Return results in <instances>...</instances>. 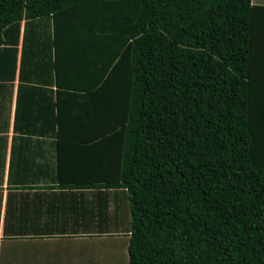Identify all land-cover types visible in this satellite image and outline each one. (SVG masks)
<instances>
[{"label":"trees","instance_id":"obj_1","mask_svg":"<svg viewBox=\"0 0 264 264\" xmlns=\"http://www.w3.org/2000/svg\"><path fill=\"white\" fill-rule=\"evenodd\" d=\"M35 20L48 22L53 41L108 46L98 83L115 95L99 135L117 140L118 174L75 184L100 203L86 233L128 236V264H264V80L253 75L264 67V6L0 0V51L12 56V79L20 24L25 34ZM46 194L18 197L86 198ZM79 225L60 222L59 233Z\"/></svg>","mask_w":264,"mask_h":264},{"label":"crops","instance_id":"obj_2","mask_svg":"<svg viewBox=\"0 0 264 264\" xmlns=\"http://www.w3.org/2000/svg\"><path fill=\"white\" fill-rule=\"evenodd\" d=\"M251 2L264 6V0ZM52 37L46 20L30 22L25 34L21 22L14 79L12 56L0 51V264H110L113 255H90L83 241L119 235L86 233L82 226L96 223L93 208L100 203L91 200L94 189L75 185L118 174L117 140L99 135L112 107L108 99L115 95L98 83L108 46ZM253 75L260 83L264 67L257 65ZM43 191L85 193L86 198L46 196L43 204H21L18 197ZM109 209H114L113 201ZM60 222L80 225L75 234L63 235ZM101 222L106 225L103 215ZM27 230L39 233L24 235Z\"/></svg>","mask_w":264,"mask_h":264},{"label":"rangeland","instance_id":"obj_3","mask_svg":"<svg viewBox=\"0 0 264 264\" xmlns=\"http://www.w3.org/2000/svg\"><path fill=\"white\" fill-rule=\"evenodd\" d=\"M87 245V252L90 255L110 254L115 260L110 264H128L127 239L123 235L106 237L105 239H90L83 241Z\"/></svg>","mask_w":264,"mask_h":264}]
</instances>
